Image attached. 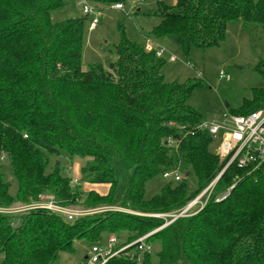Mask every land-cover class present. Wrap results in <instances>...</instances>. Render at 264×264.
<instances>
[{"label": "trees", "instance_id": "1", "mask_svg": "<svg viewBox=\"0 0 264 264\" xmlns=\"http://www.w3.org/2000/svg\"><path fill=\"white\" fill-rule=\"evenodd\" d=\"M90 1L101 11L124 0ZM64 3L0 0V162L5 155L17 184L10 193L11 182L0 170V206L35 200L42 193L64 205L77 204L84 193L78 184L72 188L60 158L78 157L84 160V180L109 185L105 195L88 191L82 200L87 204L114 195L119 167L126 173L119 207L142 214L178 210L223 166L209 150L207 131L179 138L170 125L194 126L204 119L187 105L197 83L167 82L163 58L125 37L120 24L115 59L106 67L91 63L83 68L84 22L90 16L54 22L51 11ZM157 10L160 19L147 38L174 35L186 55L191 47L219 46L234 20L243 28L264 30V0L160 1ZM258 71L264 78V64ZM250 95L236 107L225 103L226 111L248 114L264 108V87L252 88ZM169 137L177 139L176 149L167 145ZM176 166L182 178L167 180L159 194L145 199L147 180ZM190 172L196 189L189 187ZM247 173L230 166L200 211L153 233L148 240L159 243L155 260L152 251L142 254L140 263L119 255L105 264H264V172ZM236 176L241 179L228 196L215 201ZM163 221L114 209L70 222L41 208L0 213V264H56L59 253L73 252L78 239L94 244L102 232L126 231L130 242Z\"/></svg>", "mask_w": 264, "mask_h": 264}, {"label": "rangeland", "instance_id": "2", "mask_svg": "<svg viewBox=\"0 0 264 264\" xmlns=\"http://www.w3.org/2000/svg\"><path fill=\"white\" fill-rule=\"evenodd\" d=\"M160 1L168 5H172L175 2V0H124L122 9H114L110 6L103 7L100 11V21L95 28H89V22L86 20L84 22L81 50L82 67L86 68L91 63H100L106 67L115 59L114 46L120 41L119 28L122 26L124 35L129 40L144 47L146 39H148L156 45L155 47L163 48L166 51L162 57L163 66L161 71L167 82L197 83L187 101V105L199 111L204 116V119H219L226 111L225 103L231 107H236L243 98L251 96L250 90L252 88L264 87V78L258 71L264 64V30L259 25L243 28L240 21H231L227 26L226 38L219 46L203 49L191 47L186 55L177 45L176 36L174 35L146 38L150 29L160 19L156 13L158 11V2ZM66 3L68 4L66 5ZM75 16H82L81 8L70 0H65V3L58 9L51 11V19L54 22ZM170 54L176 57L175 61L168 59ZM221 70L228 73L230 79H220L218 73ZM216 146L217 144L212 141L209 145V150L214 153ZM54 156L52 161L57 157ZM60 159H63V164H65V171L63 172L65 175L72 178L77 173L78 185L76 186L79 191L83 192L87 188V184L94 185L92 188L99 192L108 189L106 183H91L81 177L80 167L84 160L78 157L69 162L64 157ZM0 163L3 177L11 182L9 192L14 194L17 184L13 178L7 158L4 157ZM69 165H72L75 170H66V168L69 169ZM178 169L183 175V170L179 166ZM185 169L188 170L189 168ZM115 174L117 181L114 195L110 199L95 206L89 205L82 201L86 194L84 193L81 194L80 200L75 205L83 208L106 205L118 210L117 208L121 206L120 196L123 191V181L126 173L116 167ZM187 181L191 189H196V178L192 172L187 176ZM166 182L167 180L162 175L147 180L143 194L144 198L148 199L159 194ZM71 186L74 188L75 184L71 182ZM122 211L136 215H149V213L142 214L128 208ZM154 229L156 228L152 230ZM127 235L126 231L122 233L105 231L101 233L99 242H104L109 236H115L118 241H121ZM91 245L92 243L85 238L74 241V251H61L56 264H84V258L90 251ZM158 250L159 243L156 241L152 250L153 260L156 259ZM1 259L2 255H0Z\"/></svg>", "mask_w": 264, "mask_h": 264}, {"label": "built area", "instance_id": "3", "mask_svg": "<svg viewBox=\"0 0 264 264\" xmlns=\"http://www.w3.org/2000/svg\"><path fill=\"white\" fill-rule=\"evenodd\" d=\"M74 4L81 8L82 15H89V28H95L100 21L101 12L96 3L90 0H73ZM114 9H122V4H114ZM146 51H154L157 57H163L166 51L163 48L155 47V44L146 39L144 44ZM174 55H169L170 61H175ZM218 77L220 79L228 80L230 75L224 71H219ZM178 130V137H184L188 134H194V131H207L211 142L217 144L214 154L223 163L222 168L218 174L209 182V184L200 191L194 198L190 199L176 211L149 214L147 216L162 218L163 223L156 229L147 232L136 239L127 242L125 239L118 241L115 236H109L104 242H96L91 245L90 251L84 258V264H105L110 258L122 255L128 259H136L137 263L141 262V255L144 253H151L153 245L148 238L156 231L164 228L179 217H188L196 214L206 204L210 193L212 192L216 182L221 175L230 166H235L239 169H246L247 174L255 170L264 172V108L257 109L248 114H233L229 111L219 119H202L194 126L190 125H175L170 123ZM167 145L176 149L177 139L167 138ZM5 155H2L1 160ZM68 170H73L72 165H69ZM182 174L178 166L171 170L162 173V177L166 180H173L175 182L182 178ZM240 177H235L232 184H230L222 193L218 194L215 201H220L226 198L232 188L240 180ZM78 178L73 176L72 183L77 184ZM196 207L195 209H193ZM47 209L55 214L63 216L65 221L70 222L78 217L100 213L107 210H113V207L100 205L91 208H83L78 205L61 204L54 196L48 193H42L35 200L28 202L16 201L8 206H0V213L2 214H19L33 209ZM118 210H124L117 208Z\"/></svg>", "mask_w": 264, "mask_h": 264}, {"label": "crops", "instance_id": "4", "mask_svg": "<svg viewBox=\"0 0 264 264\" xmlns=\"http://www.w3.org/2000/svg\"><path fill=\"white\" fill-rule=\"evenodd\" d=\"M147 38V37H146ZM156 46V45H155ZM72 169L73 170H75V168L72 166ZM72 170V171H73ZM75 173V172H74ZM75 177H77V173H75V175H74ZM78 178V177H77ZM108 185V184H107ZM87 186V188L85 189V190H83V193H87L88 191H91V190H93V191H95V192H97V193H99L100 195H105L106 193H107V191H108V189L107 190H104V191H97L95 188H92L94 185H92V184H87L86 185ZM108 188H109V185H108Z\"/></svg>", "mask_w": 264, "mask_h": 264}]
</instances>
